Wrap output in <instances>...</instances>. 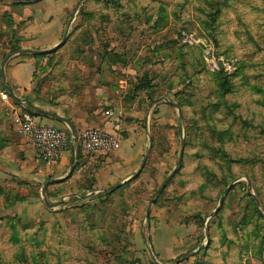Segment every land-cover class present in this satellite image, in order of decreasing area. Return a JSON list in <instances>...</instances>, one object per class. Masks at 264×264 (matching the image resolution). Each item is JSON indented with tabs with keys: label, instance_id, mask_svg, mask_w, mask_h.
I'll return each mask as SVG.
<instances>
[{
	"label": "rangeland",
	"instance_id": "1",
	"mask_svg": "<svg viewBox=\"0 0 264 264\" xmlns=\"http://www.w3.org/2000/svg\"><path fill=\"white\" fill-rule=\"evenodd\" d=\"M10 2L0 89L26 25L13 9L24 16L26 0ZM65 34L50 53L12 55L35 60L26 101L83 127L120 108L119 133L141 129L152 151L118 188L68 190L49 220L0 222V264H149L166 225L182 251L168 264H264V0H81Z\"/></svg>",
	"mask_w": 264,
	"mask_h": 264
},
{
	"label": "crops",
	"instance_id": "2",
	"mask_svg": "<svg viewBox=\"0 0 264 264\" xmlns=\"http://www.w3.org/2000/svg\"><path fill=\"white\" fill-rule=\"evenodd\" d=\"M11 0L2 2L0 6L11 7ZM81 0H31L21 7L24 12H15L16 19L26 21L23 30L24 41L21 46L32 51H45L56 47L63 39L69 16ZM11 9V8H9ZM35 69V60L28 55L11 57L5 67L6 83L15 95L26 104L24 94L30 88ZM0 102V106H1ZM34 106V110L38 107ZM39 109V108H38ZM116 111V118L109 119L105 112L103 118L108 122L100 127L117 136V148L114 152L85 154L75 157L73 148H69L59 160L49 165L40 160L35 153L32 142L16 133L8 111L0 109V222L9 217H16L20 224H33L41 220H49L52 203L65 198V191L70 190L73 195L88 189L92 183V190H104L118 183L131 179L138 172L143 159L146 136L137 127L128 129L126 136L121 130L122 109L109 107ZM106 109V110H107ZM45 110V109H42ZM48 111V110H47ZM46 124L62 129L69 128L68 124L52 117L40 116ZM74 123L73 128L80 132L91 125L81 126L74 122V118H66ZM111 121V122H110ZM114 122V123H112ZM77 126V127H76ZM54 179H63L49 183ZM56 196V197H54ZM44 197L50 205L47 206ZM165 231L153 235L149 245L150 259L154 256L160 263L168 264L182 251L175 242L178 241L170 233H175L172 227L166 225ZM160 230V229H159ZM182 243V241H181Z\"/></svg>",
	"mask_w": 264,
	"mask_h": 264
},
{
	"label": "built area",
	"instance_id": "3",
	"mask_svg": "<svg viewBox=\"0 0 264 264\" xmlns=\"http://www.w3.org/2000/svg\"><path fill=\"white\" fill-rule=\"evenodd\" d=\"M212 69L220 70V66L211 63ZM225 63L223 64V66ZM227 63L226 66H228ZM0 97L9 103L8 115L17 134L28 138L35 149L36 156L49 165L55 164L61 155L69 148L77 151L78 148L85 154L109 153L117 148V136L100 127H88L77 133L75 139L69 128L62 129L54 125L46 124L39 115H35L26 109L27 104L20 99V103L13 102L10 90L0 89ZM109 119L116 118L114 109L105 111ZM149 264L160 263L152 256Z\"/></svg>",
	"mask_w": 264,
	"mask_h": 264
},
{
	"label": "water",
	"instance_id": "4",
	"mask_svg": "<svg viewBox=\"0 0 264 264\" xmlns=\"http://www.w3.org/2000/svg\"><path fill=\"white\" fill-rule=\"evenodd\" d=\"M29 1H31V0H29ZM66 36H67V35L65 34L64 37H63V39H62V41H65ZM62 41H61V42H62ZM59 44H60V43H59ZM59 44H58V45H59ZM58 45H57V46H58ZM57 46H56V47H57ZM56 47H54V48H56ZM54 48H53V49H54ZM53 49L45 50V51H32V50H28V49H21V50H19L18 52H14V53H11V54L7 55V56L3 59V62H2V64H1V75H2V80H3V82H6V80H7V79H6V73H5V67H6V63H7L8 60L12 57V55H14V54H16V53H47V52H49V51H51V50H53ZM10 93H11L12 97H14V98L17 99V100H20V98H19L18 96L15 95V93H14L13 90H10ZM159 101H166V102L169 103L170 105L176 107V108L178 109L179 119L182 120L181 106H180L179 103H177V102H175V101H170V100H168V99H166V98L157 99V102H159ZM43 111H44L45 114H47L48 116H50V117H52V118H54V119H56V120H58V121H62V122L67 123L68 126H69V129L71 130V132H72V134H73V136H74V138H75V139L77 138V133H76L75 129L73 128L72 123H70V121H69L68 119H66L65 117H62V116H60V115H57V114H55V113H53V112L47 111V110H43ZM151 151H152V144L149 146L147 153H146L145 156L143 157V160H142V163H141V165H140V168H139V171H138V172H140V171L143 169V167H144L146 161L148 160V158H149V156H150ZM183 158H184V139H182V145H181V149H180V152H179V157H178L177 164H176V166L174 167L173 171L167 176V178H166V180L163 182V184L159 187V189L157 190V192L154 194L152 200L150 201L149 206H148L147 211H146V216H147V217H149V215H150L151 207L153 206L154 201H155L156 198L159 196V194L165 189V187H166V185H167V182L170 181V180L173 178V176H174L175 173L177 172V169H178L179 166L182 164V162H183ZM61 180H63V179H54V180H51L50 182H48L47 184H49V183H55V182H59V181H61ZM128 180H129V179H128ZM128 180H126V181H128ZM126 181H124L123 183H125ZM123 183H118V184L114 185V187H115V188H118V187H120L121 184H123ZM91 194H94V192H92ZM223 197H224V194L222 195V197H221V199H220V201H219V206H218V207H221V206H222V203H223ZM44 201H45V203H46L47 206H49V207L52 206V205H50V203H49V201H48L47 198L44 197ZM212 215H214V213H212L211 216H212ZM207 238H208V234H207ZM201 248H202V247H201ZM201 248H200V249H201Z\"/></svg>",
	"mask_w": 264,
	"mask_h": 264
},
{
	"label": "trees",
	"instance_id": "5",
	"mask_svg": "<svg viewBox=\"0 0 264 264\" xmlns=\"http://www.w3.org/2000/svg\"><path fill=\"white\" fill-rule=\"evenodd\" d=\"M26 4H29V0H26ZM22 47L20 46V47H18V48H15L14 49V51L13 52H16V51H18V50H20ZM53 50H51V51H49V52H47V53H50V52H52ZM12 87L8 84V83H6V82H4V89H7V90H10ZM13 101H14V103H16V104H19L20 103V101L19 100H17V99H13ZM26 109L29 111V112H31V113H33V114H35V115H39V116H43V117H49L47 114H45V112L42 110V109H38L37 108V110H34V106L31 104V103H29V102H27V106H26ZM75 130H76V128H75ZM84 155H83V152L81 151V149L80 148H78V150L77 151H75V157H78V159L79 158H81V157H83ZM135 176H133L131 179H129L128 181H126V182H129L130 180H132L133 178H134ZM125 182V183H126ZM91 185V187H92V183L90 184ZM90 185H89V187L88 188H90Z\"/></svg>",
	"mask_w": 264,
	"mask_h": 264
}]
</instances>
